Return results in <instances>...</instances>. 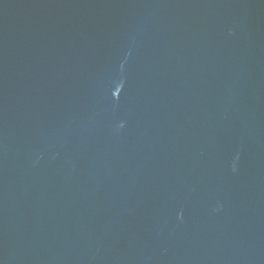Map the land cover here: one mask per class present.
<instances>
[{
	"label": "water",
	"instance_id": "95a60500",
	"mask_svg": "<svg viewBox=\"0 0 264 264\" xmlns=\"http://www.w3.org/2000/svg\"><path fill=\"white\" fill-rule=\"evenodd\" d=\"M0 264H264V0H0Z\"/></svg>",
	"mask_w": 264,
	"mask_h": 264
}]
</instances>
